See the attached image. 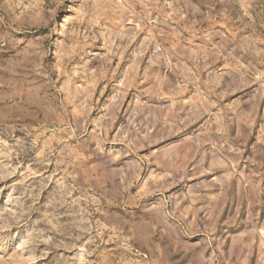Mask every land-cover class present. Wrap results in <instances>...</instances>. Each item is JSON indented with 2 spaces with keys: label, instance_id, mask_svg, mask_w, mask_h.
<instances>
[{
  "label": "rangeland",
  "instance_id": "374dc122",
  "mask_svg": "<svg viewBox=\"0 0 264 264\" xmlns=\"http://www.w3.org/2000/svg\"><path fill=\"white\" fill-rule=\"evenodd\" d=\"M0 264H264V0H0Z\"/></svg>",
  "mask_w": 264,
  "mask_h": 264
}]
</instances>
